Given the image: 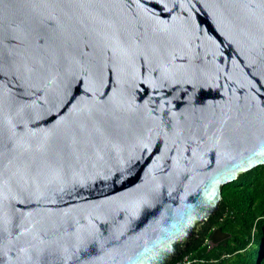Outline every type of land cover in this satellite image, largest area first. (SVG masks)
Listing matches in <instances>:
<instances>
[{"label": "water", "instance_id": "water-1", "mask_svg": "<svg viewBox=\"0 0 264 264\" xmlns=\"http://www.w3.org/2000/svg\"><path fill=\"white\" fill-rule=\"evenodd\" d=\"M259 166L264 0H0V264H169Z\"/></svg>", "mask_w": 264, "mask_h": 264}, {"label": "trees", "instance_id": "trees-1", "mask_svg": "<svg viewBox=\"0 0 264 264\" xmlns=\"http://www.w3.org/2000/svg\"><path fill=\"white\" fill-rule=\"evenodd\" d=\"M221 197L218 211L198 238L169 264H264V166L222 187ZM215 230L229 237L197 258Z\"/></svg>", "mask_w": 264, "mask_h": 264}, {"label": "built area", "instance_id": "built-area-1", "mask_svg": "<svg viewBox=\"0 0 264 264\" xmlns=\"http://www.w3.org/2000/svg\"><path fill=\"white\" fill-rule=\"evenodd\" d=\"M183 264H190V263L186 262V263H183Z\"/></svg>", "mask_w": 264, "mask_h": 264}, {"label": "rangeland", "instance_id": "rangeland-1", "mask_svg": "<svg viewBox=\"0 0 264 264\" xmlns=\"http://www.w3.org/2000/svg\"><path fill=\"white\" fill-rule=\"evenodd\" d=\"M184 263H186V262H184Z\"/></svg>", "mask_w": 264, "mask_h": 264}]
</instances>
